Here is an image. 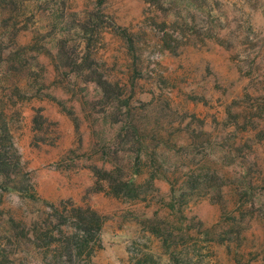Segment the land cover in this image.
Instances as JSON below:
<instances>
[{
    "label": "rangeland",
    "instance_id": "374dc122",
    "mask_svg": "<svg viewBox=\"0 0 264 264\" xmlns=\"http://www.w3.org/2000/svg\"><path fill=\"white\" fill-rule=\"evenodd\" d=\"M0 156V264H264V0H0Z\"/></svg>",
    "mask_w": 264,
    "mask_h": 264
},
{
    "label": "trees",
    "instance_id": "16d2710c",
    "mask_svg": "<svg viewBox=\"0 0 264 264\" xmlns=\"http://www.w3.org/2000/svg\"><path fill=\"white\" fill-rule=\"evenodd\" d=\"M2 156H0V171L3 173V174H9L8 173V170H5V168L10 164V163H8V162H6V161H4L2 158H1ZM78 210H74V212L76 213ZM82 213L81 212H78V213H76L75 215L77 216L76 218H77V225L81 228V229H84V227L83 226H85V222L86 221H88L87 219H86V216H84V215H81ZM65 245V244H64ZM63 247H65V248H67V249H71L72 250V248H70V246L68 245V243L65 245V246H63ZM86 248V241H85V244L83 245L82 243H79V247H78V252L77 253H81L82 252V248Z\"/></svg>",
    "mask_w": 264,
    "mask_h": 264
}]
</instances>
